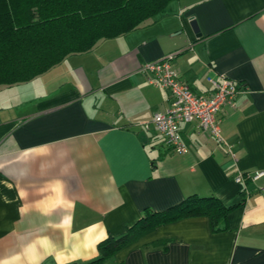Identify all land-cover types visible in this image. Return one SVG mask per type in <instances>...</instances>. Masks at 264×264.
<instances>
[{"label":"crops","instance_id":"0c3cea01","mask_svg":"<svg viewBox=\"0 0 264 264\" xmlns=\"http://www.w3.org/2000/svg\"><path fill=\"white\" fill-rule=\"evenodd\" d=\"M170 53L196 94L211 90L208 77L238 84L217 114L221 141L196 121L180 123L187 151L178 153L143 128L170 94L139 69ZM256 171H264V0H172L144 25L0 87V264H86L145 209L192 194L232 206L226 230L212 232L206 216L160 224L106 264H264V176L234 181Z\"/></svg>","mask_w":264,"mask_h":264},{"label":"trees","instance_id":"16d2710c","mask_svg":"<svg viewBox=\"0 0 264 264\" xmlns=\"http://www.w3.org/2000/svg\"><path fill=\"white\" fill-rule=\"evenodd\" d=\"M171 1L0 0V87L29 81L69 55L90 51L100 40L144 25ZM231 208L214 196L192 194L164 211L145 209L124 234L99 242L98 257L86 264H106L156 226L185 217L206 216L211 231L222 232Z\"/></svg>","mask_w":264,"mask_h":264},{"label":"built area","instance_id":"2783aa9c","mask_svg":"<svg viewBox=\"0 0 264 264\" xmlns=\"http://www.w3.org/2000/svg\"><path fill=\"white\" fill-rule=\"evenodd\" d=\"M175 53H170L158 59L143 63L139 71L146 80L170 94V103L164 112L153 114L151 121L144 123V129L151 126L164 138L167 145L175 152L187 151L186 145L179 136V124L197 122L201 131L208 132L216 140L221 141L220 119L218 112L224 104H233L234 96L238 91V84L228 78L215 80L208 77L211 90L207 94H196L178 75L172 65ZM231 156H234L229 151ZM264 176V171H256L252 174L237 173L234 181L241 183L246 179L256 181ZM262 189V188H259Z\"/></svg>","mask_w":264,"mask_h":264},{"label":"water","instance_id":"95a60500","mask_svg":"<svg viewBox=\"0 0 264 264\" xmlns=\"http://www.w3.org/2000/svg\"><path fill=\"white\" fill-rule=\"evenodd\" d=\"M190 24H191L193 30H194L196 33H198L199 31H198V27H197L196 21H195V20H192V21L190 22Z\"/></svg>","mask_w":264,"mask_h":264}]
</instances>
